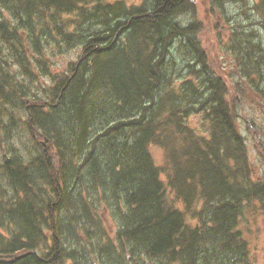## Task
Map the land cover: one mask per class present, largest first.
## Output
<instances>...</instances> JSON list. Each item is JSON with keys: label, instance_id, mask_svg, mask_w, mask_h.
Segmentation results:
<instances>
[{"label": "trees", "instance_id": "trees-1", "mask_svg": "<svg viewBox=\"0 0 264 264\" xmlns=\"http://www.w3.org/2000/svg\"><path fill=\"white\" fill-rule=\"evenodd\" d=\"M208 2L219 37L229 5L243 20L264 16V0ZM196 16L193 0H0V264H252L239 224L264 201V182ZM233 21L228 44L247 77L264 47ZM177 41L190 58L181 89ZM196 112L208 138L189 125ZM22 127L25 154L14 143Z\"/></svg>", "mask_w": 264, "mask_h": 264}, {"label": "rangeland", "instance_id": "rangeland-1", "mask_svg": "<svg viewBox=\"0 0 264 264\" xmlns=\"http://www.w3.org/2000/svg\"><path fill=\"white\" fill-rule=\"evenodd\" d=\"M109 3L117 1H124L128 6L140 7L144 4L145 0H105ZM197 16L195 17L202 24V33L198 36L199 42L202 44L204 50V57L212 66L218 75H222L226 81V85L231 89V94L228 99L231 102L234 99L237 110V122L240 133L245 138L248 148V155L252 165L253 180L255 182H264V78H259L253 75L243 76L234 68L233 55L230 50V29L238 23L246 26L248 31L254 29L257 33V41L261 42L264 46V16L255 13L251 20H243L238 12L241 9L240 4L227 6L231 18L226 19L225 13H221L219 17V27L223 29L222 36L219 37L218 31L215 27V17L209 11V0H193ZM258 0H254V5ZM250 6V4H248ZM246 8V6H245ZM238 14V16H237ZM237 16V17H236ZM193 16H185L182 18L183 23H190ZM221 38V40H220ZM172 56L178 61V67L181 72H176L178 77L175 79L176 87L181 89L185 81L189 78L186 69L190 58L185 55L186 49L181 47L177 41L172 47ZM78 55V52H77ZM75 54L66 56L63 59L56 61L57 69H63L68 63L75 60ZM264 60V54L262 56ZM182 68V69H180ZM264 70V67H263ZM261 72V71H260ZM240 83L242 92L235 91ZM22 119H26V114L23 113ZM189 125L196 133L201 136L209 137L208 132L209 122H206L201 112L193 113L189 119ZM15 145L25 154L26 150H31V140L27 131L22 127L17 130L16 138L14 139ZM0 146V165L7 153ZM151 155L161 169L167 165L166 153L158 146L151 147ZM166 178L165 175L162 176ZM169 197L173 200L172 194ZM177 206L182 210L181 203ZM200 206V205H199ZM192 226L199 224L198 220L189 218ZM239 230L242 231L243 237L247 240L250 250L252 264H264V201H255L245 210L243 217L240 219Z\"/></svg>", "mask_w": 264, "mask_h": 264}, {"label": "bare ground", "instance_id": "bare-ground-1", "mask_svg": "<svg viewBox=\"0 0 264 264\" xmlns=\"http://www.w3.org/2000/svg\"><path fill=\"white\" fill-rule=\"evenodd\" d=\"M254 66H255V68L253 70L252 69H245V70L243 69L244 75H246V76L247 75H253V76H257L259 78H263V76H264V74H263V68L261 66L257 65V64H255ZM46 123H47V121H46Z\"/></svg>", "mask_w": 264, "mask_h": 264}, {"label": "flooded vegetation", "instance_id": "flooded-vegetation-1", "mask_svg": "<svg viewBox=\"0 0 264 264\" xmlns=\"http://www.w3.org/2000/svg\"><path fill=\"white\" fill-rule=\"evenodd\" d=\"M258 65H259V66L261 65V61H259ZM263 74H264V70H263ZM263 78H264V76H263Z\"/></svg>", "mask_w": 264, "mask_h": 264}]
</instances>
